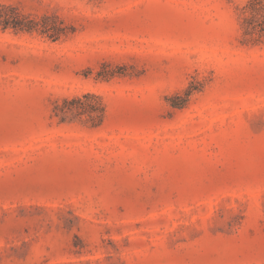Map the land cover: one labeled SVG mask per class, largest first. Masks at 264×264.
Wrapping results in <instances>:
<instances>
[{"label": "rangeland", "instance_id": "374dc122", "mask_svg": "<svg viewBox=\"0 0 264 264\" xmlns=\"http://www.w3.org/2000/svg\"><path fill=\"white\" fill-rule=\"evenodd\" d=\"M248 1L0 0L74 30L0 27V264H264ZM87 93L101 126L54 116Z\"/></svg>", "mask_w": 264, "mask_h": 264}, {"label": "trees", "instance_id": "16d2710c", "mask_svg": "<svg viewBox=\"0 0 264 264\" xmlns=\"http://www.w3.org/2000/svg\"><path fill=\"white\" fill-rule=\"evenodd\" d=\"M0 27L5 30L12 28L16 31H39L52 41H58L74 31L69 30L64 21L57 16L45 15L38 21L21 13L17 7L6 4H0ZM241 28L243 44L264 43V0H249L241 8ZM191 94V91L188 92L187 97ZM186 101L187 98L184 103ZM176 107H181V104ZM105 115V104L99 96L92 93L72 99L65 98L62 100V104L57 102L54 107V116L59 118L61 123L69 118L86 117L92 127H99L102 125Z\"/></svg>", "mask_w": 264, "mask_h": 264}]
</instances>
